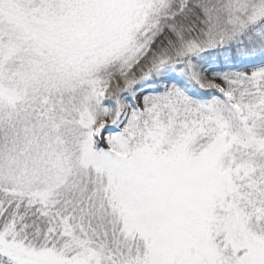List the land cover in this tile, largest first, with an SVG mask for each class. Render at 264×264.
Masks as SVG:
<instances>
[{
  "label": "snow or ice",
  "instance_id": "1",
  "mask_svg": "<svg viewBox=\"0 0 264 264\" xmlns=\"http://www.w3.org/2000/svg\"><path fill=\"white\" fill-rule=\"evenodd\" d=\"M0 264H264V0H0Z\"/></svg>",
  "mask_w": 264,
  "mask_h": 264
},
{
  "label": "rangeland",
  "instance_id": "2",
  "mask_svg": "<svg viewBox=\"0 0 264 264\" xmlns=\"http://www.w3.org/2000/svg\"><path fill=\"white\" fill-rule=\"evenodd\" d=\"M251 66H248V67H244L243 65H241V66H239V67H237V68H232V69H228V70H226V71H247V70H249V68H250ZM191 98H193V99H197V100H199V99H204V98H207L208 97V94L207 93H201V94H193L192 92H191V90H189L188 91V93H187Z\"/></svg>",
  "mask_w": 264,
  "mask_h": 264
},
{
  "label": "trees",
  "instance_id": "3",
  "mask_svg": "<svg viewBox=\"0 0 264 264\" xmlns=\"http://www.w3.org/2000/svg\"><path fill=\"white\" fill-rule=\"evenodd\" d=\"M239 67V66H238ZM234 69V68H237V66H230V67H225L223 70L224 71H226V70H228V69ZM193 94H194V92L193 91H191Z\"/></svg>",
  "mask_w": 264,
  "mask_h": 264
}]
</instances>
